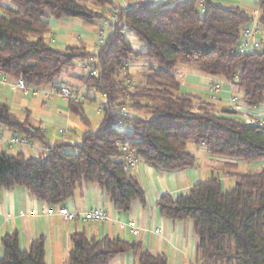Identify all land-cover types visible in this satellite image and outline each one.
Returning <instances> with one entry per match:
<instances>
[{
  "label": "trees",
  "instance_id": "trees-1",
  "mask_svg": "<svg viewBox=\"0 0 264 264\" xmlns=\"http://www.w3.org/2000/svg\"><path fill=\"white\" fill-rule=\"evenodd\" d=\"M93 1L98 8L81 0H0L1 72L42 88L54 85L76 60H88L96 73L86 72L81 79L88 90L105 98L99 104L98 128L84 131L78 143L48 142L28 117L19 118L0 102V125L39 138L46 146L39 157L0 151V200L3 189L23 186L38 199L61 205L78 188L97 183L117 210L129 211L135 199L145 202V191L124 169L125 146L117 141L128 144L142 161L168 171L196 164L190 142L206 146L217 157L247 163L264 160L263 129L230 106L219 112L212 101L182 91L176 72L179 65H186L213 77L224 76L246 106L264 103V46L248 53L233 51L250 20L244 9L216 0H140L129 7L119 6L117 0ZM114 7L118 20L111 23L112 30L97 51L84 44L61 49L49 42L51 18L99 25ZM259 8L264 26V0ZM127 29L146 50L134 48ZM138 58L157 63L139 83L129 70ZM84 104L70 100L69 108L90 125ZM120 122L125 131L118 129ZM230 169L226 173L236 180L230 189L224 190L221 178L213 176L194 184L187 194L165 193L157 201L166 218L192 220L198 238L195 264H264V165L249 172ZM70 242L67 264H110L114 256L126 252L137 256L134 264H168L166 255L120 237L96 239L75 231ZM1 244L0 264H47L43 236L23 249L14 231L4 235Z\"/></svg>",
  "mask_w": 264,
  "mask_h": 264
},
{
  "label": "crops",
  "instance_id": "crops-1",
  "mask_svg": "<svg viewBox=\"0 0 264 264\" xmlns=\"http://www.w3.org/2000/svg\"><path fill=\"white\" fill-rule=\"evenodd\" d=\"M117 1L122 7H129L140 0ZM155 1L164 2L165 0ZM258 1L260 3V0ZM247 13L250 17L252 16V12ZM50 25L49 41L57 43L61 49L82 44L88 48V43H93L96 49L91 52L97 51L98 25L88 24L80 19L75 21L71 18H51ZM109 30L110 28L107 27L106 31ZM77 61L74 67L64 71L55 79L54 85L43 88L50 89L59 84H67L81 94L86 90L87 94L83 95L88 97V102H85L84 108L90 110L89 107L93 106V101L97 98L96 91L88 90V86L81 79V76L88 72L86 68L88 61H80V67H78L80 72L77 70ZM176 72L180 74L182 91L212 101L219 112L230 106L229 99L235 93L231 82L226 77H213L186 65H179ZM14 81L15 79L0 71V102L8 104L11 112L19 118L28 117L32 128L40 129L42 136L48 142L65 140L78 143L83 132L92 129L91 118L86 114L90 125L85 124L79 115L71 112L69 100L60 96L46 98L41 92L24 90L13 84ZM210 85L216 87L215 99L209 92ZM259 108L264 117V103ZM247 109L253 108L247 106ZM90 111L101 112V109L100 106L96 109L91 107ZM17 135L10 128L0 125V151L11 154L23 152L27 157H39L46 151L45 144L39 138H33L32 143L27 145H13L11 138ZM189 148L196 158L194 166L168 171L142 161L129 170V173L143 187L145 202L135 199L127 212L117 210L106 192L97 183L83 185L77 189L73 197L61 204L78 213L91 208H103L110 215V220L104 223H83L78 219L66 221L56 210L61 205H50L32 195L23 186L3 189L0 200V258L3 255L2 237L17 231L23 249H28L34 239L43 236L46 263L67 264L71 234L75 231H84L88 237L96 239L110 236L141 242L153 254L166 255L168 264H195L198 238L194 232L192 220L174 221L166 218L157 206L158 199L165 193L187 194L194 184L213 176L221 178L224 190L230 189L235 186L236 180L231 173H226V168H231L232 172L257 171L264 165V160L247 163L213 156L206 146L195 142H190ZM226 162L235 163L236 166H227ZM132 222H137L143 227L142 235L131 229ZM136 258L133 252L120 253L111 259L110 264H134Z\"/></svg>",
  "mask_w": 264,
  "mask_h": 264
},
{
  "label": "built area",
  "instance_id": "built-area-1",
  "mask_svg": "<svg viewBox=\"0 0 264 264\" xmlns=\"http://www.w3.org/2000/svg\"><path fill=\"white\" fill-rule=\"evenodd\" d=\"M149 1V0H148ZM202 4V1H201ZM119 6H121L118 3ZM203 7V4H202ZM260 9H256L253 12V15L250 17L249 24L243 30L242 36L236 48H234V52L237 53H248L252 52L256 49L262 48L264 46V26L259 21ZM118 20V9L111 8L107 11V18L99 24L98 28V45L105 41L106 36L112 30V24ZM109 27L110 30L106 31V28ZM93 63L98 61L97 58L93 59ZM87 71L95 74L96 71L90 67L89 63L87 65ZM177 76L180 77V74L177 73ZM15 85L23 88L26 91L32 92H41L44 97L52 98L54 96H60L67 100L73 101H83L86 102L87 98L81 94L74 87L67 84H59L50 89L45 88H33L30 87L22 77L15 79ZM209 92L211 93V97L213 99L216 98V87L214 85L209 86ZM230 107L234 110L241 113L244 119L250 123L255 124L261 127L264 131V117L260 113L259 106L251 107L253 109H247L246 104L241 100V98L237 94H233L229 99ZM122 111H125V108H122ZM118 129L121 131H125V126L123 123L118 124ZM11 143L13 145H27L32 143V139L28 138L24 135H17L11 138ZM116 143L122 144L125 146V154L123 156L124 160V169L130 170L135 168L139 163L142 162L141 158H139L133 150H131L126 143H122L121 141H117ZM57 212L62 216V218L66 221H74L78 219L83 223H104L110 220V215L103 208L96 207L87 209L85 212H75L69 209L67 206L61 205L57 209ZM131 229L134 230L139 235H142L144 232L143 227L137 223H130ZM159 230H157L158 232Z\"/></svg>",
  "mask_w": 264,
  "mask_h": 264
},
{
  "label": "rangeland",
  "instance_id": "rangeland-1",
  "mask_svg": "<svg viewBox=\"0 0 264 264\" xmlns=\"http://www.w3.org/2000/svg\"><path fill=\"white\" fill-rule=\"evenodd\" d=\"M81 1L86 3L91 8H94V9L98 8L93 0H81ZM217 2H219L223 6H239L242 9L246 10L247 12H252L251 13L252 15H253L254 10L260 9L259 4H258L259 3L258 0H218ZM71 19H73L75 21H79L78 18H71ZM126 35L136 50H139V51L146 50V45L138 40V38H137V36L133 30L127 29ZM48 40H49V36H48ZM76 44H78V43H76ZM52 45L55 47L60 46L57 43H52ZM58 48H61V47H58ZM95 49H96L95 44L88 43V50L89 51H94ZM80 61L81 60L77 61L78 62V66H77L78 72H80L78 69V67H80ZM86 61H88V60H86ZM152 64L157 65V63L153 60L141 59V58L133 59L132 63L130 64L129 70L132 73L133 78L137 83L142 81V75L148 71V68ZM85 92H86V90H84L82 93L87 94ZM95 93L97 95V98L95 101H93V106H91V107H94L96 109L100 103L105 101V98L102 94H100L98 92H95ZM86 102H88V100H86ZM91 107H89L90 110H91ZM90 110L86 109L85 113L92 120V126H91L92 130H96L100 124L101 119H102V111L101 112H95V111L91 112ZM133 113H135L137 115L144 116V114L142 112H139V111H133Z\"/></svg>",
  "mask_w": 264,
  "mask_h": 264
}]
</instances>
